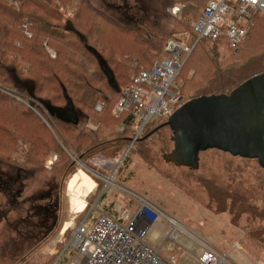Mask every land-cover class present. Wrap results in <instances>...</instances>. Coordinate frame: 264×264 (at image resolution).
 I'll list each match as a JSON object with an SVG mask.
<instances>
[{"label": "rangeland", "instance_id": "1", "mask_svg": "<svg viewBox=\"0 0 264 264\" xmlns=\"http://www.w3.org/2000/svg\"><path fill=\"white\" fill-rule=\"evenodd\" d=\"M4 1L13 5L18 3V0ZM229 2L237 3V0H229ZM94 3L107 18L122 25L136 27L155 47L160 46L167 36L164 32L170 29V23L171 25L178 23L175 19H180V12H178L174 19L169 20L170 0H94ZM127 8L129 13L126 11ZM127 17L134 18L131 20L136 19L137 22L130 23ZM181 26L176 28L180 33L178 37L186 43L190 32L186 24ZM254 35L260 39L255 37L256 40H248L250 42L247 41L246 45L260 43L255 53L258 57L262 52L259 48H264V37L262 33L255 32ZM26 36L29 35L26 34ZM120 43L125 42L121 40ZM105 46L118 80L121 84L127 83L132 73L128 78H125V74L127 75L131 66L134 65L133 60L135 62L136 59L131 61L124 54L118 61L113 54V47L106 44ZM50 54L52 58L55 57L52 50ZM226 58L229 60L227 56ZM151 59L153 56L150 61ZM204 59V69L199 76L196 74L194 76L193 71H190V66L194 63L193 56L175 81V86L180 89V95L183 97L181 105L196 97L193 95L198 96L197 92L200 88L205 85L208 87L214 81L213 77L210 79V75H215L218 68H213V59L209 56ZM240 60L231 58L230 64L239 63ZM228 65L229 62L226 61L222 66L228 69L233 67ZM51 81L52 78L48 77L47 88L52 86ZM31 87L32 83L26 82V90ZM226 90L229 91V88ZM99 102L95 104L94 111ZM24 104L42 121L40 126L35 123L28 126L25 123L26 141L33 140L35 134H40V137L45 139L53 136L64 149L65 152L62 151L70 162H66L64 157L63 163L54 152H25L24 155L28 156H24L22 173L24 184L21 196L15 194L18 187L11 193H5L0 189V264H68L65 258L69 259L74 255L71 249L65 254V258H57L68 245L72 230L65 234L63 244L59 241L64 223L66 228L72 220L70 209L79 212L85 206L76 203L72 191L69 190L71 179L79 171L85 172L91 181L94 180L97 188L85 198L88 207L86 213L79 215L77 223L83 221L87 214H90L91 218L97 217L100 211L114 215L118 207L125 212H130L133 216L138 211L139 204L129 194L132 192L152 201L166 216L175 220L182 229L196 238L184 237L182 230L177 227L182 243H172L168 238L172 229L166 224L163 232L164 239L157 244V248L166 258L174 260L175 264H197L203 245H211L218 252L227 254L230 264H264V217L255 219L245 212L239 214L234 211L236 209L234 203L238 202L236 196L243 198L255 208L264 203V169L256 160L209 150L200 154L198 170L175 167L163 158L165 154L172 151L173 143L172 132L168 126H165L167 121H160L153 123L149 131L139 139V142H143L140 150L144 151V157L140 156L139 150L131 151L134 146L130 144L131 147L129 146L130 148L128 147L123 154L113 156L105 151L95 154L87 162H81L62 145L54 128H59L66 136H74V134L70 133L64 125H57L56 121L43 119L35 107L34 109L29 107L31 106L29 101L24 100ZM87 127L93 131L97 130L93 122H88ZM47 129L51 134L46 133ZM28 132L33 133L30 136ZM39 142L36 144L37 149H41L42 144L44 145L43 141ZM63 143L67 145L65 139ZM47 148L59 149L55 144L47 145ZM113 151L112 149L109 152ZM22 153L20 152L19 155L22 156ZM20 156L10 154L11 159L8 161L0 156V169L4 174L15 175L8 165L13 159L19 160ZM16 160L15 163H21ZM50 161H53L51 169L48 166ZM64 168L65 170L73 168V173L71 172L72 174L66 179L62 176L65 172ZM106 177H110L111 180H105ZM53 187L55 188L54 197L58 196L60 208L58 222L51 228L45 222L46 218L44 220L43 214L40 212L42 218L39 217L40 214H37L33 206L45 205L46 198L40 199L39 196ZM223 198L228 201L222 203ZM243 211L246 210L243 209ZM234 213L239 215L234 216ZM46 234L47 237L43 238ZM158 237L159 232L155 230L150 240L155 241ZM53 248L55 251L57 248L59 252L57 256L52 255Z\"/></svg>", "mask_w": 264, "mask_h": 264}, {"label": "trees", "instance_id": "2", "mask_svg": "<svg viewBox=\"0 0 264 264\" xmlns=\"http://www.w3.org/2000/svg\"><path fill=\"white\" fill-rule=\"evenodd\" d=\"M170 1L169 20L170 18L174 19L178 12H180V19H175L178 23H172V25L170 23V29L164 32L167 33V36L162 40L160 46L155 47L136 27L122 25L107 18L96 7L94 0H18L16 5L0 0V88L13 90L11 74L13 71L18 78L34 83L33 94L24 93V100L29 101L30 105L33 104L43 119L53 120L57 122V125L67 127V130L74 136L64 135L59 128H54V132L62 141V145L81 162H87L95 154L105 151L113 156L123 154L136 139L137 134L135 120L131 115L124 114L119 118L112 115L116 102L130 81L121 84L118 80L113 63L106 53L105 44L113 47V54L118 61L121 59L119 57L125 54L131 61L136 59L135 62L143 69H148L155 61L167 57L164 51L167 41H177L193 49L183 68L194 56V63L190 66V71H193L194 76L195 74L199 76L203 72L204 58L209 56L213 59V68H218V72L213 76L210 75V79L213 77L214 80L212 84L200 88L197 92L198 96L193 95L196 97L192 99L213 94H229L245 81L264 72V48H259L262 52L257 57L255 53H257L260 43L246 45L248 40L255 39V32L262 33L264 37V15L256 14L254 16V26L249 36L238 48L232 49L224 36L215 41L203 39L196 43L195 26L209 0ZM175 8H178V11L174 14L172 11ZM126 11L129 13V8ZM127 19L131 23L133 21L131 19L134 18L127 17ZM68 22L72 23L76 32L66 29ZM135 22H137L136 19L133 23ZM182 24L183 26L186 24V28L190 32V35H187L186 43L178 37L180 33L176 30ZM80 35L85 38V43L80 39ZM121 40L125 43H120ZM87 47L94 48L107 62L114 73L116 87L108 83L97 58L87 50ZM51 50L55 53L54 58L51 57ZM151 56L153 59L150 61ZM231 58L243 59L239 63L230 64ZM226 61L229 62L228 66L233 65L231 69L223 68L222 65H225ZM131 73L132 76L136 73L134 66H131L127 75L125 74V78H128ZM48 77L52 78V86L49 88L46 87ZM227 88L229 91L226 90ZM64 91L81 116V120L76 125L59 121L46 107L47 104L56 108L65 107ZM205 93L207 95H203ZM97 102L105 105L102 112L97 113L93 110ZM27 108L25 104L13 97L0 93V156L8 161L11 159L10 154L20 156V152H23L19 160L15 159L21 163H15L14 159L10 161L12 165L23 170L24 156H28L24 155L25 152H54L63 163L64 157L66 162H70V159L66 158L64 154V149L53 136L45 139L41 138L40 134H35L33 140L26 141L25 123L28 126L33 123L38 126L42 125L41 119ZM167 120L162 118L155 122H166ZM88 122H93L97 130H90L87 127ZM153 123L145 128L133 143L134 147L131 151H141L140 156L142 157L145 153L140 150L143 142H139V139L149 131ZM48 132L51 134L49 129L46 133ZM32 133L28 132V135L31 136ZM64 139L67 145L63 143ZM39 141L44 142L41 149L36 148ZM53 144L57 145L59 149L47 148V145L52 146ZM112 149L114 151L109 152ZM65 168L62 176L66 179L73 173L74 167L71 170L68 168L65 170ZM235 198L238 201L234 203L236 213L245 212L255 219L264 217V203L255 208L243 198L237 196ZM227 201L228 199L223 198L221 202L226 203ZM236 213L234 216L239 215Z\"/></svg>", "mask_w": 264, "mask_h": 264}, {"label": "built area", "instance_id": "3", "mask_svg": "<svg viewBox=\"0 0 264 264\" xmlns=\"http://www.w3.org/2000/svg\"><path fill=\"white\" fill-rule=\"evenodd\" d=\"M177 11L178 8H175L173 13ZM256 14L264 15V0H237V3L209 0L195 26L196 43L203 39L215 41L224 36L230 47L236 49L249 36ZM192 50L177 41L169 40L164 48L167 57L155 61L150 68L143 69L134 62L136 73L116 102L112 115L116 118L124 114L131 115L137 127L135 138L151 123L162 118L168 119L182 104L183 98L175 81ZM104 108L103 103H98L95 110L102 112ZM52 164L53 161L48 164L50 169ZM129 194L139 204L133 216L118 208L114 215L102 211L97 217L91 218L87 214L83 221L77 223L79 215L86 211L87 206L81 212L70 211L71 225L65 229L64 223L59 243L63 244L65 234L70 229L71 237L57 259L65 258L71 249L74 255L65 258L68 264H175L174 260L166 258L157 248V244L164 239L166 224L172 229L168 235L172 243H182L177 227L182 230L184 237L194 238L193 235L146 197L132 192ZM155 230H158L159 237L151 241L150 236ZM53 250L52 255L57 256V248ZM197 264L230 263L227 254L218 252L211 245H203Z\"/></svg>", "mask_w": 264, "mask_h": 264}, {"label": "water", "instance_id": "4", "mask_svg": "<svg viewBox=\"0 0 264 264\" xmlns=\"http://www.w3.org/2000/svg\"><path fill=\"white\" fill-rule=\"evenodd\" d=\"M66 29L76 32L70 22ZM80 39L85 43L82 35ZM87 50L97 58L108 83L116 87L114 73L107 62L94 48L87 47ZM64 95L65 107L56 108L51 104L46 107L59 121L76 125L79 121L76 109L65 91ZM165 125L172 132L173 149L163 158L175 167L196 171L200 154L217 150L256 160L264 169V72L229 94L202 96L186 102L175 110Z\"/></svg>", "mask_w": 264, "mask_h": 264}, {"label": "flooded vegetation", "instance_id": "5", "mask_svg": "<svg viewBox=\"0 0 264 264\" xmlns=\"http://www.w3.org/2000/svg\"><path fill=\"white\" fill-rule=\"evenodd\" d=\"M11 74H12L13 84H14L13 90H6V89L0 88V93L9 95L13 97L14 99H16L17 101H19L20 103L24 104V93L32 95L34 92V84H32L31 89L26 90V82L23 79L18 78L16 74L14 73V71ZM31 106H34V105L32 104ZM76 113L80 121L81 116L77 110H76ZM8 166H10V168L15 172V175L12 176L10 174H4L2 169H0V189L3 190L5 193H11V192H14V189L16 187H18L17 188L18 190L15 192V194H17L18 196H21V193L23 192L22 190H23V184H24V182L22 181L24 180L22 178V173L24 170L19 168L16 165L9 164ZM110 180L111 179L109 178V180L107 181H110ZM54 189L55 188L53 187L51 188V190L47 191L45 194H41L39 196L40 199L46 198L45 205L40 204L38 206H35V205L33 206L36 208L37 214L38 213L40 214V212L43 214L44 220L46 218L45 222H47V224L51 226V228L55 227L58 222V219H59L58 212L60 208V201L58 200V196L54 197V193H53ZM38 216L42 218L41 214ZM45 237H47V234L43 238Z\"/></svg>", "mask_w": 264, "mask_h": 264}, {"label": "bare ground", "instance_id": "6", "mask_svg": "<svg viewBox=\"0 0 264 264\" xmlns=\"http://www.w3.org/2000/svg\"><path fill=\"white\" fill-rule=\"evenodd\" d=\"M105 180H109V178L106 177ZM96 186H97L96 182H94V180L91 181L90 177L83 171H79L73 177V179L69 185V190L72 191V194H73L72 196L76 200L75 201L76 203H80L82 205H85L82 208V210L87 206L85 198L89 195V193H91V191H93V189L96 188ZM70 208H71V205H70ZM70 210L75 211L72 209H70ZM81 211H79V212H81ZM70 225H71V223L68 224V226H70ZM68 226L66 228H68Z\"/></svg>", "mask_w": 264, "mask_h": 264}, {"label": "crops", "instance_id": "7", "mask_svg": "<svg viewBox=\"0 0 264 264\" xmlns=\"http://www.w3.org/2000/svg\"><path fill=\"white\" fill-rule=\"evenodd\" d=\"M96 188H97V186H96ZM87 207H88V206H87ZM118 208H119V207H118ZM86 210H87V209H86ZM100 212H102V211H100ZM100 212H99V213H100Z\"/></svg>", "mask_w": 264, "mask_h": 264}]
</instances>
